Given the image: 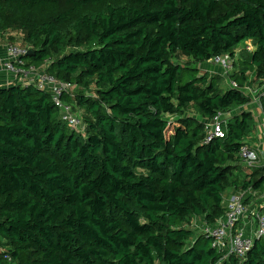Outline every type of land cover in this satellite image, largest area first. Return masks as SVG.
I'll return each mask as SVG.
<instances>
[{
  "label": "trees",
  "instance_id": "trees-1",
  "mask_svg": "<svg viewBox=\"0 0 264 264\" xmlns=\"http://www.w3.org/2000/svg\"><path fill=\"white\" fill-rule=\"evenodd\" d=\"M7 31L28 65L73 85L62 98L85 128L48 91L0 87V264H264V236L224 257L190 226L221 218L229 189L246 203L264 191V166L240 157L251 110L208 139L251 97L173 60L229 55L228 79L262 87L264 0H0Z\"/></svg>",
  "mask_w": 264,
  "mask_h": 264
},
{
  "label": "built area",
  "instance_id": "built-area-1",
  "mask_svg": "<svg viewBox=\"0 0 264 264\" xmlns=\"http://www.w3.org/2000/svg\"><path fill=\"white\" fill-rule=\"evenodd\" d=\"M251 48V46H249ZM27 48L17 46L13 43L7 45V58L0 62L1 71L6 70L13 75L14 82L22 86H35L51 94L53 104L58 108L62 121L74 131H81L82 122L79 112L75 111L71 104L64 102L62 96L71 94L73 85L69 82L61 81L49 75L42 68L28 65L24 56ZM219 66L224 73H228L232 68V59L229 55L214 56L209 60ZM246 85V84H245ZM229 86L241 88L232 80ZM248 89V88H247ZM264 95V84L257 90L255 96L257 105L262 111L259 97ZM263 112V111H262ZM264 113V112H263ZM231 114L218 112L210 121L207 122L209 132L208 139L212 137H223L225 122ZM264 156V151H263ZM240 157L242 163L247 167H253L260 162L258 149L244 141L240 147ZM264 166V162L262 163ZM248 193L256 195L255 191ZM245 192L241 191L236 195L230 196L226 203V211L214 224L204 226L203 232L212 240V246L224 251V257L234 255L243 257L251 248L255 239L264 236V191L254 201H244Z\"/></svg>",
  "mask_w": 264,
  "mask_h": 264
},
{
  "label": "rangeland",
  "instance_id": "rangeland-1",
  "mask_svg": "<svg viewBox=\"0 0 264 264\" xmlns=\"http://www.w3.org/2000/svg\"><path fill=\"white\" fill-rule=\"evenodd\" d=\"M5 34H7V35H5ZM9 37H13V41L12 42H13L14 45H17V46H25V43L22 41V36H21V34L19 32H17V31H7L6 33L0 35V49L1 50L7 44V42H10ZM244 45L247 46L246 43L245 44H241L239 46V48L236 50V53L237 54L240 52V48L241 47H245ZM173 60L176 61V62H178V63H181V64H192V65H195L196 67L199 68V70L201 72H204L208 68V66H206V63L207 62H195V61H192V57L187 56V55H182L179 52L177 53V55L174 56ZM208 64L212 66L213 63L208 61ZM213 65H215V64H213ZM232 69L233 68H231L230 71H233ZM220 73H222L223 78H224L220 82L221 87H223V88L228 87V77H226V73H224L223 71L220 72ZM240 89L246 95H249L251 92L253 93V95H256L257 90H258V88L256 87V85H250L249 82H247V84L244 87H241ZM245 106H247V105L238 106V107L232 109V111L230 110L229 112H231L233 114L234 113H238L241 110V108L242 107L245 108ZM191 110H193V109H191ZM84 128H85L84 127V124H82L81 131L84 130ZM77 132H79V129L77 130ZM254 132L258 134L259 137L257 136V138H262V137H260V135L261 136L264 135V128L261 127V130H260V129L254 127L253 128V131H252V134ZM257 134H255V136ZM255 140H258L259 141V139H256V138H255ZM263 148H264V146H263ZM260 151H263V150H260ZM232 193H233V191L232 192H229V193H227L225 195V201H224V203L225 202L227 203L228 199L230 198L229 195H231ZM204 225H205V223H204V221H203V219L201 217H194L193 218V221L190 224V226L192 227V229L195 232L203 231L204 230Z\"/></svg>",
  "mask_w": 264,
  "mask_h": 264
},
{
  "label": "crops",
  "instance_id": "crops-1",
  "mask_svg": "<svg viewBox=\"0 0 264 264\" xmlns=\"http://www.w3.org/2000/svg\"><path fill=\"white\" fill-rule=\"evenodd\" d=\"M5 35H7V34H5ZM10 43L11 42H7V44L3 47V49L2 50L0 49V62L7 58L6 48H7V45L10 44ZM206 66H208V68L205 71L208 72L210 75H213V74H221L222 75V73H220V72H222V69L219 66L213 65V64L211 66V65L208 64V62L206 63ZM13 82H14L13 75L11 73H8V71H6V70H2L1 71V76H0V87H5V86H8V85H12ZM251 85H256V83H251ZM228 87H229V79H228ZM256 87L259 89V87L257 85H256ZM249 96H250V94H249ZM253 96H255V95H253ZM250 97H251V101L249 103H246L245 105H247V106H245V108L242 107L241 110L242 109L251 110V112L253 114V117H254V120H255V126L254 127H256V128L261 130V127L264 128V113L259 109V107L257 105L256 97H252V96H250ZM225 113L229 114V115L231 114V116L237 114V113L233 114V113H231L229 111L225 112ZM255 134H257V133H255V132L253 134L251 133V136L248 137V139L246 141L249 144H251L254 147H256V149H258L259 155H260V159H261L260 160V164H262L264 162V156H263L264 135L263 136L260 135V137H262V138H257L258 134L256 136H255ZM255 138L259 139V141L255 140ZM260 150H263V151H260ZM245 171H246V169H245ZM232 191H233V193L231 195H229V196L236 195V194L241 192V190L229 189L226 193H229V192H232ZM256 195H257V193H256ZM199 232H203V231H198L197 233H199Z\"/></svg>",
  "mask_w": 264,
  "mask_h": 264
},
{
  "label": "water",
  "instance_id": "water-1",
  "mask_svg": "<svg viewBox=\"0 0 264 264\" xmlns=\"http://www.w3.org/2000/svg\"><path fill=\"white\" fill-rule=\"evenodd\" d=\"M33 52V49L32 48H28L27 51H26V55H29Z\"/></svg>",
  "mask_w": 264,
  "mask_h": 264
}]
</instances>
